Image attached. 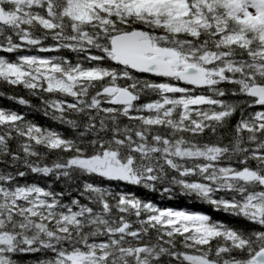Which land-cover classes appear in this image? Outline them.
<instances>
[{
  "label": "trees",
  "instance_id": "obj_1",
  "mask_svg": "<svg viewBox=\"0 0 264 264\" xmlns=\"http://www.w3.org/2000/svg\"><path fill=\"white\" fill-rule=\"evenodd\" d=\"M240 1L0 0V264H253L264 4ZM135 30L209 86L115 64L112 39ZM110 87L137 102L114 107ZM106 154L127 179L78 164Z\"/></svg>",
  "mask_w": 264,
  "mask_h": 264
},
{
  "label": "water",
  "instance_id": "obj_2",
  "mask_svg": "<svg viewBox=\"0 0 264 264\" xmlns=\"http://www.w3.org/2000/svg\"><path fill=\"white\" fill-rule=\"evenodd\" d=\"M113 61L131 71L151 76L178 78L182 84L199 89L208 86V70L189 66L182 71L174 68L180 63V55L170 49L155 47L142 31L121 34L111 42ZM106 95L113 98L111 104L116 107H125L136 102V97L128 90L108 89ZM249 96L264 104V86H255L249 89ZM255 264H264V249L253 259ZM194 264H205L195 260Z\"/></svg>",
  "mask_w": 264,
  "mask_h": 264
},
{
  "label": "rangeland",
  "instance_id": "obj_3",
  "mask_svg": "<svg viewBox=\"0 0 264 264\" xmlns=\"http://www.w3.org/2000/svg\"><path fill=\"white\" fill-rule=\"evenodd\" d=\"M260 3L264 4V0H241L237 6L238 10L243 13L254 12L255 9L260 8ZM84 168L89 170L108 171L110 175L114 177H121L125 175V169L119 166L113 155L107 154L101 158L94 159L92 161L79 162Z\"/></svg>",
  "mask_w": 264,
  "mask_h": 264
}]
</instances>
